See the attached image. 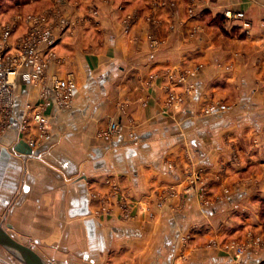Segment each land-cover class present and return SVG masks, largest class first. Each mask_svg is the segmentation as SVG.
<instances>
[{
  "label": "crops",
  "instance_id": "0c3cea01",
  "mask_svg": "<svg viewBox=\"0 0 264 264\" xmlns=\"http://www.w3.org/2000/svg\"><path fill=\"white\" fill-rule=\"evenodd\" d=\"M161 1L57 0L72 26L0 112V224L50 264H264L207 245L264 237V0Z\"/></svg>",
  "mask_w": 264,
  "mask_h": 264
},
{
  "label": "built area",
  "instance_id": "2783aa9c",
  "mask_svg": "<svg viewBox=\"0 0 264 264\" xmlns=\"http://www.w3.org/2000/svg\"><path fill=\"white\" fill-rule=\"evenodd\" d=\"M229 17L236 15L226 12ZM26 25L23 35L11 42V34L15 22L0 25V112L8 119L15 107L16 85L18 81L34 84L43 81L50 60L55 57L54 46L57 42L55 28L41 14H28L21 18ZM74 81L71 76L66 78L55 74L43 84V96H56L57 100L67 105L74 92ZM225 105L211 106L210 110L225 109ZM43 134L47 129V120L41 113L34 114ZM120 122L111 121L100 132L104 139L121 133Z\"/></svg>",
  "mask_w": 264,
  "mask_h": 264
},
{
  "label": "rangeland",
  "instance_id": "374dc122",
  "mask_svg": "<svg viewBox=\"0 0 264 264\" xmlns=\"http://www.w3.org/2000/svg\"><path fill=\"white\" fill-rule=\"evenodd\" d=\"M162 4H170L174 5L173 2H168L166 0L161 1ZM69 5V3H66ZM64 4V5H66ZM64 5H60L57 0H0V25H3L4 23H11L15 22L16 26L14 28L13 33L11 34V42L14 43V40L17 39V37L23 35L25 31L27 30L25 26V22L21 20L24 16L28 14H37L40 13L43 15L48 21L50 25H52L57 30H63L67 26H72V20H70L64 12H68L69 7L67 5V8L64 7ZM52 14L56 15L53 22L49 21V16ZM237 16V15H236ZM235 16V17H236ZM25 26V27H24ZM151 46H155V42L151 41ZM187 90H190L188 88ZM181 98L171 96L170 97V103L172 101H179ZM173 104V103H172ZM219 105H225L226 108L228 107L224 103L219 102H212L208 104L205 107L206 112L211 111V106H219ZM225 108V109H226ZM203 201H207L211 198H201ZM264 237L260 234L255 235L252 233H248L246 235V240L240 241L237 237H231L229 240H225L223 242L221 241H209L207 243L208 246L212 247H221L224 248L227 251H230L231 253L235 254L237 257L242 256L247 250L252 248L254 245H261L264 242ZM3 254L2 249H0V256Z\"/></svg>",
  "mask_w": 264,
  "mask_h": 264
},
{
  "label": "water",
  "instance_id": "95a60500",
  "mask_svg": "<svg viewBox=\"0 0 264 264\" xmlns=\"http://www.w3.org/2000/svg\"><path fill=\"white\" fill-rule=\"evenodd\" d=\"M26 153L31 152L28 148ZM0 246L22 264H50L31 246L19 242L0 224Z\"/></svg>",
  "mask_w": 264,
  "mask_h": 264
}]
</instances>
